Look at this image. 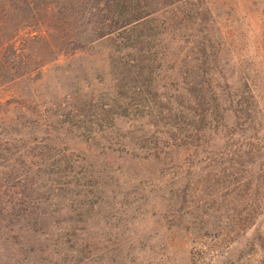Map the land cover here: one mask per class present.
<instances>
[{"label": "rangeland", "instance_id": "1", "mask_svg": "<svg viewBox=\"0 0 264 264\" xmlns=\"http://www.w3.org/2000/svg\"><path fill=\"white\" fill-rule=\"evenodd\" d=\"M118 1L128 14L145 5ZM167 1L157 0L154 8L165 9L118 43L92 42L91 29L114 20L112 0L4 3L9 15L0 39L17 33L13 51L0 45V72L25 74L38 60L45 65L0 89V207L31 198L47 220L28 222L29 205L7 216L12 232L0 218V264H264V210L242 236L223 243L213 242L212 230L204 229L209 195L217 193V203L234 202L244 189L221 192L235 181L214 179L222 170L201 164L215 157L202 153L207 134L194 138L210 123L198 118L208 114L205 101L211 102L200 99L205 88L231 99L227 107L214 104V115L238 110L241 102L252 106L251 90L264 126V0H189L172 8ZM182 88L194 105L178 98ZM174 103L193 108L195 117L179 121L189 137L172 153L185 160L181 173L178 161L159 175L160 166L139 160L148 159L140 147H150L165 125L172 126L175 118L165 112ZM116 116L159 130L138 129L122 150L116 144L129 134L121 124L109 132ZM78 121L101 126L87 133L64 126ZM236 122L246 128L243 120ZM32 186L39 192L31 193ZM190 205L192 218L185 210Z\"/></svg>", "mask_w": 264, "mask_h": 264}, {"label": "trees", "instance_id": "2", "mask_svg": "<svg viewBox=\"0 0 264 264\" xmlns=\"http://www.w3.org/2000/svg\"><path fill=\"white\" fill-rule=\"evenodd\" d=\"M6 1L7 0H0V9H5L6 6H4V3ZM113 1L114 4L110 6V8L113 9V11H117V13H115L114 20L111 19L112 21L110 20L107 24L91 29L93 35L92 42H102L104 40L115 41L116 43L121 42L122 40H124L123 36L126 33H135L137 28H141L144 24L152 21L153 16L165 9V7L163 9H159V5L157 6L158 9L154 8L157 5V0H155V2H151L149 0H141V2H144L145 5L141 6L140 8H133L128 14L122 10V8L126 6V4L125 6H123L121 5L123 3L120 4L118 0H112V3ZM126 1H128V3H131V0ZM188 3L189 0H168L163 4H165L167 8H172L178 4L186 5ZM4 9L2 10V12L0 11V26L2 27L7 26L9 15V12L4 11ZM15 33H17V31H15L12 35H8L5 38L4 42L0 39V45L2 46V48L4 47L5 49L7 48L6 50H14L16 43L15 41H13V38L15 37ZM3 36L4 35L2 34L0 38H2ZM26 41H29V39H27ZM186 58H188V54L184 55L185 60H187ZM35 62H33L34 67L32 69L30 68L29 71H26L25 74L12 72L6 75L0 72V89L3 88L4 85L13 83L16 79L30 74L32 71L40 70L45 65L44 61L42 60H38ZM116 85H119V81H116ZM198 92H202L201 87L200 89H198ZM176 94L179 99L185 100V102L189 104V107L190 102H192L193 105L195 104L194 99L192 100L190 98V91H187L184 88L180 90L177 89ZM243 95L244 93L241 94L242 97H244ZM205 96H207V98H210V103L205 101ZM248 96L250 99H253L254 104L252 106L249 107L248 105H245L246 103L241 102L239 104L240 109L238 110L230 109V111H227L225 109H222L214 115L212 114V111L215 109V107H213L214 104L225 105L227 107L230 105L229 103H231V99L229 97H224V95H222V92L219 90L209 92V90H207L206 88L204 93L200 95V99L202 101L204 100L206 104H209V109L208 114L198 118L200 119V121L208 120L210 123L207 125V129L196 131L198 133L194 138H205V134H207V139L205 138L207 141H204V139H202L201 141L202 145L200 146H202L201 149H203L202 153L206 156H215L214 158H203L201 164L204 165V168L206 169L222 170V172H220V174L222 175L213 176L214 179L216 178L217 180L220 179L222 181L224 180L230 183L231 179H228L232 178L235 181V183H233L231 186L224 187L221 192H226L232 186H236L237 189L240 188V190L244 189V191H240V193L244 194V197L241 196V200H234V202L225 201L217 203V200L219 199V197H217V193L209 195L208 198L211 203H206V205L208 204L210 205V207L205 213L203 212V215H205L204 218L207 219V223L203 227L204 229L210 228V230H212V235L210 236V238L213 239V242L216 243H223L228 239L231 240L232 237L236 238L242 236L245 230L244 228H246V225H248L250 220L255 221L256 217L261 214L260 211L262 212L264 210V126L259 121L260 119H262V111L258 103L256 102L257 99L254 100V96L251 90L248 91ZM174 104L176 107L171 109L169 108L168 110H166L165 114L169 118L173 117L175 119H178L177 123L176 121H174L175 119H173V123H171L172 126L170 124L165 125L163 127L164 131L162 130L158 132L159 138H157V140L155 141L156 143L153 142L150 147H144V149L140 147V150L142 149L143 151L147 152L148 159L143 158L139 160H143L144 164L150 161L155 165L160 166L158 167L159 169L157 168L158 171H156V173L159 175L164 168H168L169 164H173L179 161L181 163L178 166V169H180V173L181 169H183L181 167L185 165V160L180 161V159L176 156L172 157V153L173 151H176L174 150V147L178 141L188 142L189 140L188 134H186L187 130L185 129L183 133L181 132L180 128L184 127L185 123L184 121L179 123L180 119L186 120L188 117L193 118L194 113L193 108H188L187 106L178 103ZM227 112H232V117H230L229 115H225ZM240 116L242 117L240 118ZM238 120L244 121V126L246 127L245 129H241L238 127V124L236 122ZM218 121H220L221 123ZM78 122L79 124L76 125L72 123H65L64 126H66L67 128L75 127L76 130L82 132H86L85 129L92 126H101L88 121ZM226 123L230 124V127L233 130H225ZM39 124L42 129L45 128L43 122H39ZM113 124L114 125H111L109 132L115 129H119L118 127H115V124H121V126H123L129 134V137L127 139L128 141L116 144L122 150L129 146V144H132L130 141L132 140L130 136L133 132H139L138 129L140 130L142 128H145V130L148 131L150 127L154 129L158 127L153 125V123H145L139 119H130L126 116H116ZM220 126H222L223 129L220 130ZM157 129L159 130V127ZM89 133H91V131H89ZM147 133L148 132H146V134ZM49 136L52 135L50 134ZM145 141L146 140L142 139V142ZM213 141H217L221 145L215 147V142L213 144ZM135 147H137V145ZM214 147L217 150H215V154H211L212 152L210 151H213ZM107 150L113 152V150H111V148L109 147H107ZM169 156L171 157L169 158ZM187 156H189L187 158V164H189L191 155ZM132 159L131 162L136 159V157L134 156V159ZM174 175L175 174L170 173V180H174ZM245 187H248L247 191L245 190ZM39 189V186H35L31 188L30 191L31 193H37L39 192ZM169 192L171 194V191ZM172 195L175 198L174 193H172ZM29 199V203L20 202L19 204H2V207H0V218L1 221L5 223V231L7 230L8 232H12V226H7L9 222L7 216L9 215V213L13 212L16 207L22 208L25 205H29V207H26L24 210L25 212L26 210L30 211L27 214L28 222L33 221L36 224H42L47 220L45 213H41V209H38L39 211L37 212L36 208L39 206V203L37 205L36 201H33V199L31 198ZM233 208L234 210H232ZM191 209H195V206L190 205L189 207H185V210L190 211L189 213H186L188 214V216L190 215V218H192ZM225 209H231L232 214L228 216Z\"/></svg>", "mask_w": 264, "mask_h": 264}]
</instances>
